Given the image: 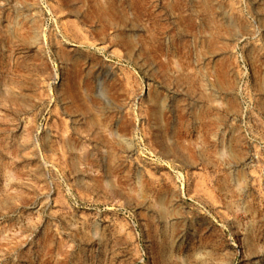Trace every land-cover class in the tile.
I'll return each instance as SVG.
<instances>
[{"label":"rangeland","instance_id":"obj_1","mask_svg":"<svg viewBox=\"0 0 264 264\" xmlns=\"http://www.w3.org/2000/svg\"><path fill=\"white\" fill-rule=\"evenodd\" d=\"M263 104L264 0H0V264H264Z\"/></svg>","mask_w":264,"mask_h":264},{"label":"bare ground","instance_id":"obj_2","mask_svg":"<svg viewBox=\"0 0 264 264\" xmlns=\"http://www.w3.org/2000/svg\"><path fill=\"white\" fill-rule=\"evenodd\" d=\"M107 1V0H106ZM96 4V3H94ZM119 9H116L112 3H107L106 5H101L98 6L97 8V16L105 23H108V25H112L114 23H119L122 22L124 20V15L122 14V12H118ZM228 19V18H227ZM229 21V20H228ZM132 23V22H131ZM232 24V23H231ZM111 29V28H110ZM134 39H132L131 36L126 35V34H122V36L120 37V42L121 44L128 50L130 51L133 48V41ZM135 45V44H134ZM135 49V48H134ZM126 50V51H127ZM135 57V56H134ZM136 58V57H135ZM137 59V58H136ZM223 76V75H222ZM227 81V80H225ZM79 94V91L75 90V91H71V95L73 98H77ZM83 94V93H82ZM154 104V103H153ZM79 110L88 113L87 115V124L91 127L93 126H99L101 124V120L99 118H97V116L92 115V113H90V107L87 105H80V106H76ZM264 107V104H263ZM159 113V112H158ZM152 114V113H151ZM155 119H157L158 117L156 116V114L154 115ZM162 122V121H161ZM160 124V123H159ZM123 131H125V127L123 126L121 128ZM163 134V133H162ZM121 137V136H119ZM122 140V139H121ZM162 141V140H161ZM104 145V144H103ZM162 202V201H161ZM165 202V201H164ZM160 203V202H159ZM160 210V209H159ZM162 210V209H161ZM163 211V210H162ZM161 212V211H160ZM166 212V210H165ZM162 214V212L160 213ZM166 217V216H165ZM161 244V243H160ZM166 251V250H165ZM171 258V257H169ZM175 262V261H174Z\"/></svg>","mask_w":264,"mask_h":264}]
</instances>
